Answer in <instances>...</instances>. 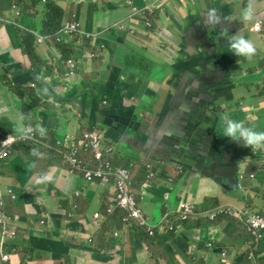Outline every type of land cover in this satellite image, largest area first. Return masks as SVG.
I'll list each match as a JSON object with an SVG mask.
<instances>
[{
    "label": "crops",
    "instance_id": "0c3cea01",
    "mask_svg": "<svg viewBox=\"0 0 264 264\" xmlns=\"http://www.w3.org/2000/svg\"><path fill=\"white\" fill-rule=\"evenodd\" d=\"M8 1L0 2V12L18 19H0V144L6 134L23 133L11 134L6 117L49 137V143L99 129L113 147L114 170L134 167L142 217L155 224L168 213L175 231L154 238L142 228L134 232L136 223L111 208L113 174L107 183H88L83 170L57 161L56 152L38 144L30 155L32 147L21 144L12 158L0 161L4 210L16 219L17 229L7 241L6 264H249L253 244L246 226L226 215L210 221L206 212L231 206L264 215V152L259 150L264 148V0H168L150 26L147 7L156 0H53L63 19L80 24V33L66 42L78 67L71 77L74 90L62 105L47 102L48 108L30 113L22 88L34 89L41 71L55 74L54 85H65L62 77L70 67L51 38L36 43L35 66L22 52L25 34L45 36L46 2L31 8L23 0L10 8ZM259 21L260 30L252 31ZM3 24L20 31L12 36ZM113 25L120 39L114 60L126 73H104L110 58L93 47L95 32ZM198 35L206 46L200 58L195 57ZM57 92L66 98L63 86ZM186 92L199 103L180 118L168 97L177 100ZM82 158L92 161L93 154ZM104 195H109L105 205ZM181 203L195 205L197 214L176 221ZM95 214L98 226L92 223ZM117 216L125 227L122 238L114 230ZM210 242L212 249L206 246ZM259 250L264 263V241Z\"/></svg>",
    "mask_w": 264,
    "mask_h": 264
},
{
    "label": "built area",
    "instance_id": "2783aa9c",
    "mask_svg": "<svg viewBox=\"0 0 264 264\" xmlns=\"http://www.w3.org/2000/svg\"><path fill=\"white\" fill-rule=\"evenodd\" d=\"M168 0H156L150 3L147 7L148 17L146 18V25H151V18L162 8V5ZM46 2V0H43ZM16 8V5L14 6ZM262 22L255 23L252 31L258 32L261 28ZM118 28L125 29L121 24ZM80 33V24L77 20L70 22L63 19L60 30L54 35H41L36 36L35 43H43L47 38H51L56 43H66L70 37L74 34ZM68 44V43H66ZM96 54L90 52V58H95ZM67 65L70 67L69 73H66L67 77L76 76V64L73 58L67 60ZM36 132L33 128L28 127L18 137L7 136L0 144V161L6 159L10 155V146L15 142L28 143L30 141H36ZM59 146L63 147V153L65 155L68 165L73 169H81L85 173V178L88 183L99 179L103 183H107L110 175L115 176V192L114 199L111 201V208L119 209L127 214V219H131L136 223V226L143 229L146 237L154 238L156 234H165L175 231L174 222L170 220L169 214L166 213L160 221L155 224H150L145 218L142 217L141 208L137 202V195L133 189L134 179V167L129 166L125 168H119L114 170L111 163L110 154L113 151V147L106 144L104 136L96 130H89L83 133L82 136L74 137L66 135L62 141L58 142ZM43 148L49 149L50 147L45 144H40ZM57 152V150H55ZM58 153V152H57ZM92 153V161H84L83 156ZM9 194L13 199L16 198L12 190H8ZM4 192L0 187V263L6 264L9 259L7 253V241L17 235V229L13 226L16 221L15 218L11 217L4 210ZM177 216L175 215L176 221L185 222L189 218H192L197 214L195 205L188 203H181L178 205ZM231 216L239 219L247 229V232L252 238L253 246L248 252L247 259L249 264H261L260 257V246L264 241V215L257 214L249 209H237L231 206H222L215 209H211L206 212V218L210 221H214L219 216ZM100 218L95 214L92 218V223L98 226ZM126 221V219H123ZM212 249V243L206 245ZM222 256L225 257L226 253L222 252Z\"/></svg>",
    "mask_w": 264,
    "mask_h": 264
},
{
    "label": "trees",
    "instance_id": "16d2710c",
    "mask_svg": "<svg viewBox=\"0 0 264 264\" xmlns=\"http://www.w3.org/2000/svg\"><path fill=\"white\" fill-rule=\"evenodd\" d=\"M4 0H0V2H3ZM30 3V7H37L38 4L40 2H43V0H24ZM45 3V2H44ZM23 5V0H14V1H8V5L10 8H12L14 5ZM45 14L43 16V21L41 22L42 25V32L44 35H54L56 34L61 26H62V21H63V13L62 10L60 9V7L58 5L55 4V2L53 0H46L45 3ZM23 9V8H22ZM13 17V18H12ZM12 18V19H11ZM0 19H4L7 21H14L15 23H17V16L16 15H10L7 19L4 18V16L2 15V13L0 12ZM15 27L20 31V29L18 28L17 25H15ZM36 36L33 33H27L22 37V41H21V49L24 55H26L33 66L37 65V63L39 62L37 60V51H36ZM55 46L58 48H61L58 50L61 52L62 57L65 61L73 58V55L70 53L69 49L66 47H70L68 44L66 43H55ZM1 80H5L4 77H1ZM14 90L16 91V86L13 87ZM22 98H24L25 96H29L32 97L34 100L30 103H26L25 105V101L23 102V105L26 108H35L37 105V102L39 101V98L36 96L34 89H32L31 91H28L24 88H22ZM20 97V96H19ZM21 98V97H20ZM21 98V99H22ZM2 127V125H0ZM47 138H41L39 135H36V141H30L28 143H24V142H16L14 144L11 145V153L9 155L7 159L12 158L11 154L12 151L20 146H22L21 144L25 145V147H23L24 149H29L30 147H32L29 151L30 155H32L33 152H35L37 150V148H35L36 146H38V144H45L47 146H49L50 148L47 149L50 152H56L55 150H63L62 146L58 145V142L62 141L60 139H56L55 142L53 143H49L47 142ZM57 153V152H56ZM61 153V152H58ZM144 180H147V174L144 177ZM134 227V226H133ZM132 227V228H133ZM138 227V226H135ZM140 229V227H138ZM261 264H264L263 262H261Z\"/></svg>",
    "mask_w": 264,
    "mask_h": 264
},
{
    "label": "water",
    "instance_id": "95a60500",
    "mask_svg": "<svg viewBox=\"0 0 264 264\" xmlns=\"http://www.w3.org/2000/svg\"><path fill=\"white\" fill-rule=\"evenodd\" d=\"M115 26L116 25H113V27L107 29L103 33H101V31H97L93 35V47L97 48V50L103 49V51H105V53L110 58V63L108 65V67L104 70V73H108L110 70H115L116 73H126L124 71V69H121L118 67L117 62L114 60V56L116 53L115 43L120 40L114 36V31L116 28ZM124 32L129 33L130 31H129V29H126ZM197 38L199 40V45L196 48L195 57L200 58L201 53L206 52V50H205L206 46H205V41L203 40L202 36L198 35ZM188 40H189V38H188ZM34 73L39 74L38 71H34ZM55 73L60 74V77L63 74V73H57V72H55ZM63 75L66 76L65 74H63ZM53 77H55V74ZM53 77L47 76L44 71L40 72V76L38 77V80L36 82V86L34 87V89L36 90L35 94L39 98V101L37 102V105L35 108H26L25 107V110L27 112L30 113L31 110H35V109H38L41 107L48 108L49 106H47V102H51V103H54L56 105H62L63 103H65L67 101L68 93L71 90H74L73 85L71 84L73 79L66 76L68 78V80H64L65 85H60L61 83L54 85L53 84ZM34 85L35 84L32 83V86H34ZM58 86H63L65 88V90L67 91L65 99H64L65 93H58L57 92ZM33 100L34 99L32 97L25 96V105H26V103H30ZM103 101H105V99H102V102ZM5 137H6V135H4L2 137V139L4 140Z\"/></svg>",
    "mask_w": 264,
    "mask_h": 264
},
{
    "label": "rangeland",
    "instance_id": "374dc122",
    "mask_svg": "<svg viewBox=\"0 0 264 264\" xmlns=\"http://www.w3.org/2000/svg\"><path fill=\"white\" fill-rule=\"evenodd\" d=\"M3 25L8 28V30H9L8 33L11 34L12 36H14V34L17 33V31H18V29L15 26H13L12 24H3ZM2 45L3 44H1L0 46H2ZM9 47L10 48H14V45L10 44ZM5 48L6 47H4L3 49H5ZM15 50H17V48H15ZM62 78L65 79V80H68V78L66 76H64ZM28 91H31V90H28ZM168 101H169L170 105H172L173 110L177 112V116L181 118L189 111V109H191V108H193V107L198 105L199 98L197 96H195L194 94H192V92H186V93L182 94L181 96H179L177 98V100H175L174 97L169 96L168 97ZM182 102H185L187 104V106H184L182 104ZM4 121L8 124L11 134H16L17 135L20 132L25 130L24 127H23V122H21L18 119H13V118H10V117H6V118H4ZM32 125L35 128L33 123H32ZM222 130H226V128L222 127L221 131ZM238 132H240V131H238ZM241 134L244 137L247 136L246 132H241ZM37 135H39V131H37ZM166 142H167V140H165V142H163V143H166ZM44 149H46V148H44ZM259 150L264 152V148H261ZM57 152H63V150L62 149L61 150H57ZM46 154H47V152H46ZM48 154H51V153H48ZM108 197H109V195H104V205L107 203ZM4 198L6 200V196ZM100 210H101V213L104 215V213H105L104 212V210H105L104 206H102L100 208ZM116 219H117V222H116V226H115L114 230H116L117 233H119L120 238H122L123 235H124V232H125V227H124L123 223L120 221V218L118 216L116 217ZM203 221L206 224H210V223H207L205 220H203ZM132 229H133L134 232H139L140 233V229L138 227L134 226ZM190 255H192V254H190ZM193 264H203V263L199 261V262H196V263H193Z\"/></svg>",
    "mask_w": 264,
    "mask_h": 264
},
{
    "label": "flooded vegetation",
    "instance_id": "af4514ba",
    "mask_svg": "<svg viewBox=\"0 0 264 264\" xmlns=\"http://www.w3.org/2000/svg\"><path fill=\"white\" fill-rule=\"evenodd\" d=\"M54 154L56 155L57 161H61L64 165H68L66 158H65V155L63 153H54Z\"/></svg>",
    "mask_w": 264,
    "mask_h": 264
},
{
    "label": "clouds",
    "instance_id": "9594fccd",
    "mask_svg": "<svg viewBox=\"0 0 264 264\" xmlns=\"http://www.w3.org/2000/svg\"><path fill=\"white\" fill-rule=\"evenodd\" d=\"M14 6H15V5H14ZM19 7H20V6H19ZM92 130H96V131H98L99 133H101V134L104 136V134H103L99 129L97 130L96 128H93ZM7 136H12V135H7V134H6V137H7ZM13 137H18V136H14V135H13ZM104 138H105V136H104ZM2 141H3V140H2ZM105 142H106V144H107L106 139H105ZM15 143H16V142H15ZM13 144H14V143H13ZM108 145H109V144H108ZM110 146H111V145H110ZM111 147H112V146H111ZM238 220H239V219H238Z\"/></svg>",
    "mask_w": 264,
    "mask_h": 264
}]
</instances>
